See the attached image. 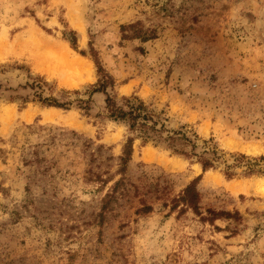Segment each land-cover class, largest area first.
<instances>
[{
  "label": "rangeland",
  "instance_id": "obj_1",
  "mask_svg": "<svg viewBox=\"0 0 264 264\" xmlns=\"http://www.w3.org/2000/svg\"><path fill=\"white\" fill-rule=\"evenodd\" d=\"M94 56L110 93L197 134L215 166L137 138L126 176L139 192L104 210L130 133L92 92ZM261 157L264 0H0V264H264ZM199 176L198 212L172 209Z\"/></svg>",
  "mask_w": 264,
  "mask_h": 264
},
{
  "label": "trees",
  "instance_id": "obj_2",
  "mask_svg": "<svg viewBox=\"0 0 264 264\" xmlns=\"http://www.w3.org/2000/svg\"><path fill=\"white\" fill-rule=\"evenodd\" d=\"M69 39L75 48L77 45V38L75 34L73 33ZM94 59L101 77L98 83L95 84L92 92L93 94L103 93L105 95V117L116 122L125 123L130 133L123 145L122 154L118 158L119 168L116 172L121 176L114 182L111 189L106 193L102 207L104 210H107L113 202L117 201L118 195L122 197L126 195L130 191V187H135L136 194L139 192L138 187L134 183L130 182L126 176L129 162L132 159L134 151V142L137 138H141L144 142L154 141L155 143L165 144L175 153L188 156L189 158H197L198 161L202 163L204 171L215 166V162L219 160L218 149L211 147L204 150L203 154L198 153V144L196 141V139H198L197 134H194V138H192L186 131L169 129L162 121V118L137 95L122 96L119 98L117 95L110 93L108 90L109 88L112 90L114 89L115 79L103 68L97 56ZM35 85L36 84H34V86ZM37 87L41 88L38 84ZM75 93H78V91H75ZM38 97L41 102L49 106L68 109L73 104L72 100H67L68 98L60 99L57 97H43L42 95H38ZM78 106L88 113L90 110V100L78 99ZM100 147L103 148V146ZM242 156L243 158H246L245 155ZM113 158V156L107 157V159ZM247 158L249 157L247 156ZM261 159L264 160V157H261ZM254 160L257 161L256 159ZM249 163V166L247 165V174H254L262 171L261 169L256 168L259 163L253 164L251 161ZM229 169H231L230 166H228V172H226L227 176H234L235 173L229 171ZM114 179L115 175L111 174L105 179H102V181L103 183L108 184ZM200 179L201 176L197 177L193 182L187 185L179 195L171 198L170 201L172 203V209H177L178 207H190L198 212L200 206L197 182ZM168 186L169 185L167 184L164 188L165 190L168 189V192H170ZM140 201L142 207L139 208L138 211H147L151 209L145 198H141Z\"/></svg>",
  "mask_w": 264,
  "mask_h": 264
},
{
  "label": "bare ground",
  "instance_id": "obj_3",
  "mask_svg": "<svg viewBox=\"0 0 264 264\" xmlns=\"http://www.w3.org/2000/svg\"><path fill=\"white\" fill-rule=\"evenodd\" d=\"M80 29H82V27H80ZM53 45V44H52ZM66 46H67V44H66ZM66 49V48H65ZM51 50H52V48H51ZM60 50V49H59ZM55 51V50H54ZM69 52V51H68ZM57 54V53H56ZM59 54V53H58ZM68 54H70V53H68ZM59 56V55H58ZM59 57H61V56H59ZM70 57V56H69ZM71 58H72V56H71ZM63 59V58H62ZM73 59V58H72ZM57 60H59V59H57ZM65 60H66V58H65ZM64 60V61H65ZM67 60H69V58L67 59ZM76 60H78V59H76ZM75 60V61H76ZM63 61V60H62ZM66 62V61H65ZM77 62V61H76ZM75 62V63H76ZM67 63V62H66ZM70 63H71V61H70ZM78 63V62H77ZM69 65V64H68ZM77 66V65H76ZM71 80H70V78H65L64 80H63V83H66V84H68V85H73V84H71V82H70ZM53 111V110H52ZM54 113V112H53ZM52 115V114H51ZM29 117V114H26V118H28ZM47 117V116H46ZM250 152H258V150H259V148H257V146L256 147H252L251 146V148L250 149H248ZM264 182V181H263ZM262 184V183H261ZM235 186V185H234Z\"/></svg>",
  "mask_w": 264,
  "mask_h": 264
}]
</instances>
